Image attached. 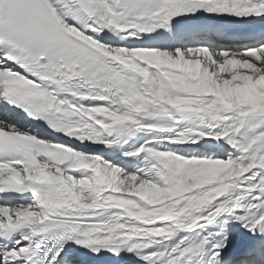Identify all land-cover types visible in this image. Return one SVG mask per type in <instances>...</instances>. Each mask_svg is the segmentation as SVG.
Returning a JSON list of instances; mask_svg holds the SVG:
<instances>
[{
    "label": "snow or ice",
    "instance_id": "obj_1",
    "mask_svg": "<svg viewBox=\"0 0 264 264\" xmlns=\"http://www.w3.org/2000/svg\"><path fill=\"white\" fill-rule=\"evenodd\" d=\"M0 264H264V0H0Z\"/></svg>",
    "mask_w": 264,
    "mask_h": 264
}]
</instances>
